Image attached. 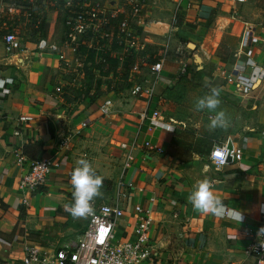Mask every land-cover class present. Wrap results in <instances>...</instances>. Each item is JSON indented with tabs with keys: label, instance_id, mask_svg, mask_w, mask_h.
<instances>
[{
	"label": "crops",
	"instance_id": "1",
	"mask_svg": "<svg viewBox=\"0 0 264 264\" xmlns=\"http://www.w3.org/2000/svg\"><path fill=\"white\" fill-rule=\"evenodd\" d=\"M141 1L142 12L132 21L136 38L143 44L137 59L151 62L163 58L165 63L150 98L130 94L131 84L141 76L120 65L115 42L105 63L94 57L89 61L81 52L77 54L81 66H76L60 11L55 8L37 10L44 17L40 28L26 17L24 22L10 25L21 40L17 52L5 53L0 34V77L12 82L0 107V264H22L25 248L31 246L51 257L57 248L78 238L80 218L73 217L66 206L73 200L70 175L80 158L87 159L104 180L113 185L123 182L118 192H123L119 205L124 214L114 226L116 242L132 240L135 224L149 216L148 236L154 251L140 264H251L243 249L264 227V75L258 77L257 69L245 68L243 75L254 85L246 95L221 79L218 72L210 84L219 81L221 96L235 102L241 112H252L241 129L218 136L213 144L230 137L241 150L234 163L215 168L209 153L188 151L184 157L174 144L180 121L175 123L171 116L164 119L172 131L149 129L148 117L167 96L166 87L177 81L182 64L185 72L191 64H203L206 70L220 44L234 52L232 67L243 64L240 34L246 22L264 36V0L238 3L237 18L230 16L233 0H195L189 9L177 8L174 0ZM4 10L0 7V13ZM39 38L56 43L75 68L92 70L98 86L89 88L88 96L75 95L74 99L69 94L64 99L56 82L67 66L56 54L38 51ZM252 58L264 72V54L254 47ZM113 62L122 68L112 67ZM212 88L217 87L206 91ZM105 100L112 103L108 115L99 110ZM84 120L89 123L81 128ZM66 135L67 148L59 145ZM147 139L162 151L130 148L133 142ZM16 150L25 158L23 165L16 162ZM41 158L56 165L35 191L21 190L18 181L26 164ZM204 179L225 205L222 216L204 213L189 202L190 193ZM232 209L241 212V222L230 217Z\"/></svg>",
	"mask_w": 264,
	"mask_h": 264
},
{
	"label": "built area",
	"instance_id": "2",
	"mask_svg": "<svg viewBox=\"0 0 264 264\" xmlns=\"http://www.w3.org/2000/svg\"><path fill=\"white\" fill-rule=\"evenodd\" d=\"M195 0H174L177 8L189 9ZM244 0H233L230 6V16L238 17V3ZM50 4L56 5L63 12V25L65 27L66 44L74 53L76 66H81L77 54L84 47L94 53L95 61L105 63L110 51V45L115 42L119 46L116 58L120 65L127 58H133L128 67V71L133 75H140L139 80L134 81L130 86V94L134 97L150 98L154 94L155 84L165 69L163 58L151 62L139 61L138 51L143 48V44L136 38L132 21L137 20L142 12L141 0H49ZM40 13V12H38ZM30 16V12L28 13ZM41 17L36 20L39 24ZM36 24V25H37ZM38 26V25H37ZM4 51L12 54L21 49V40L13 32H6L3 35ZM257 48L264 54V36L255 31L250 23H244V29L240 34L239 49L245 57L243 64H235L231 71L224 75L227 82L235 85V88L243 95H246L254 87L249 78L243 75L246 67L251 68L258 77H262L264 72L258 68L252 58L253 48ZM36 49L40 52L54 53L64 66L70 65L60 49L53 42H48L44 38H39L36 42ZM87 57V56H86ZM89 64V63H88ZM141 68L143 70H141ZM185 65L178 68L177 74L181 75L185 71ZM225 73L224 71H222ZM9 79L0 77V107L3 98L9 93ZM112 103L105 100L99 110L103 115H108L111 111ZM147 117L146 114H143ZM22 121H27L28 117H19ZM89 121L81 122L80 127H86ZM149 129L173 130L172 125L167 124L160 112L154 109L148 117ZM15 135L19 131H14ZM69 136L66 135L59 141L62 147H68ZM125 148V144L120 145ZM132 149L148 152H161V147L154 144L150 139L143 142H133ZM16 162L23 165L24 156L19 150L15 151ZM241 156L240 148L236 147L230 137H226L221 143L215 144L209 152V162L215 168L234 163ZM129 158V156L127 157ZM56 165L48 159H36L29 161L23 174L19 177L18 186L21 190L35 191L42 185L50 172ZM117 187H123L122 180L117 182ZM123 192H118L113 201L92 202L93 214L86 217H79L81 230L78 238L70 240L63 246L57 248L51 257L44 255L37 247H26L22 264H140L153 253V246L148 233L150 218L144 215L134 227V238L124 242L114 240L115 223L123 216L124 208L119 205V198ZM140 211L139 207H135ZM250 233H248L249 235ZM243 254L249 259L251 264H264V231H258L253 235V239L244 247ZM189 264V263H186Z\"/></svg>",
	"mask_w": 264,
	"mask_h": 264
},
{
	"label": "rangeland",
	"instance_id": "3",
	"mask_svg": "<svg viewBox=\"0 0 264 264\" xmlns=\"http://www.w3.org/2000/svg\"><path fill=\"white\" fill-rule=\"evenodd\" d=\"M0 7L5 9L3 13H0L2 18L0 23L2 26L0 29L1 35H4L6 32H13L10 25L14 24V21L24 22L25 17L29 21L30 16H28V13L31 10L44 11L47 8L61 10L56 5L50 4L49 0H0ZM10 8L15 9V11H9ZM13 13H15L14 16L16 18L11 16ZM82 53L85 54L84 56H87L86 49ZM213 55L214 58H212L211 65H208L206 70H204L203 64L196 66L191 64L190 70L188 68L186 72L184 71L183 74L177 77V81L167 86L166 101L165 97H162L160 107L157 108V111L160 112L163 119L171 116L177 120L175 123L180 121L179 124H176L178 126L174 131V144L175 150L179 153H184V157H186L188 151L196 154L209 153L218 136H223L227 132L230 133L231 131L241 129L244 118L246 120L252 115V112H248L247 110L241 112L235 106V102L228 100L226 96L220 95L219 99L221 103L219 108L225 111L229 120V126L226 129H209L208 123L213 113L208 112L206 109L196 110L195 102L197 98L208 94L206 91L208 87L219 88V81L216 82L217 84L215 86H210L213 83L212 79L215 78V73L218 72L222 78L219 77L227 81L224 75L232 69L234 52L229 50L228 47L225 48L221 44L218 45ZM65 57L67 58L66 55ZM72 63L74 62L71 61L69 63L71 66L64 67L63 74L58 75L59 78L56 82V89L59 93L64 94V99L69 94L73 95L71 97L74 99L77 98L75 95H78V98H82L87 95L86 93H88L89 88L98 86V81L93 79L92 70L75 68ZM111 66L119 68L115 62ZM70 90L72 91L70 92ZM118 190L116 184L113 185L110 181L103 179V185L100 189L101 194L94 199L98 202H111L117 197Z\"/></svg>",
	"mask_w": 264,
	"mask_h": 264
},
{
	"label": "clouds",
	"instance_id": "4",
	"mask_svg": "<svg viewBox=\"0 0 264 264\" xmlns=\"http://www.w3.org/2000/svg\"><path fill=\"white\" fill-rule=\"evenodd\" d=\"M7 82L11 83V80L9 79ZM219 96L220 90L212 88L208 94L197 98L195 102L196 110L206 109L213 113L208 123L209 129H226L229 126L225 111L219 108L221 103ZM103 179L102 176L96 174L87 159L80 158L76 161V166L70 175L73 200L70 206H66L73 217H86L93 214L92 202L95 197L101 194ZM188 199L194 208L204 213L222 216L225 212L223 201L214 194L212 185L207 179L197 183L195 190L190 193ZM229 215L239 222L242 220L241 212L238 209H232ZM259 231H264V227L260 228Z\"/></svg>",
	"mask_w": 264,
	"mask_h": 264
},
{
	"label": "trees",
	"instance_id": "5",
	"mask_svg": "<svg viewBox=\"0 0 264 264\" xmlns=\"http://www.w3.org/2000/svg\"><path fill=\"white\" fill-rule=\"evenodd\" d=\"M60 14H61V15H60V18H61V21H62V24H63V18H64L63 12L60 11ZM39 17H41V20H40L39 24H37V23H36V20H37ZM29 19L31 20V23L33 24V26L38 27V28H40L41 25H42V23L44 22V17H43V15L40 14V13H38V11H35V10H31V11H30V17H29ZM36 24H37L38 26H37ZM63 26H64V25H63ZM64 31H65V27H64ZM64 34H65V32H64ZM84 50H85V48H84V47H81L79 51H80V52H84ZM93 54H94V53H92L91 51H88L87 59H88L89 61L93 60V57H94ZM132 60H133L132 57H131V58H127V59L122 63V67L124 66V67H126V68L128 69L129 65L132 63ZM80 230H81V226H80Z\"/></svg>",
	"mask_w": 264,
	"mask_h": 264
}]
</instances>
